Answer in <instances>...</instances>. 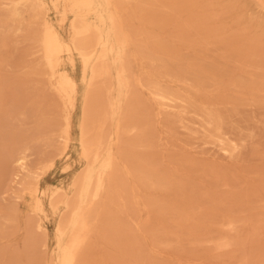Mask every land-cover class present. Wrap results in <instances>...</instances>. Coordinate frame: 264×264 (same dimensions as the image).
<instances>
[{"label":"rangeland","instance_id":"374dc122","mask_svg":"<svg viewBox=\"0 0 264 264\" xmlns=\"http://www.w3.org/2000/svg\"><path fill=\"white\" fill-rule=\"evenodd\" d=\"M119 3L132 77L145 72L144 79L156 83L169 73L183 77L188 85L202 86L205 93L197 95L179 81L169 80L172 92L189 94L196 106H215L224 112L228 123L222 131L238 149L233 154L223 151L205 133L202 116L194 107L186 115L185 128L180 123V105L166 108L154 100L147 87L137 86L140 109L146 117L150 115L142 139L146 144L152 139L154 148L136 146L135 133L121 145L130 163L136 156V172L121 176L128 184L127 192L126 187L122 190L127 206L120 208L121 218L119 215L115 222L118 229L107 218L109 210L116 209L111 205L113 197L97 205L104 214L88 264H131L134 236L138 237L137 248L144 250L135 260L141 264H264V4L259 0ZM50 20L56 22L53 12ZM32 31L15 34L8 29L0 33V88L8 100L7 113L0 119V148H10L13 140L19 141L17 146L29 143L36 147L39 153L30 156L33 167L41 165L46 154L55 156L57 165L43 187L68 185L71 175L82 166L78 129L74 128L75 140L64 150L58 138L50 140L56 133L40 134L41 121L22 115L14 106L22 95L25 75L44 66L41 54L27 38ZM118 73V66H113L108 95L122 104ZM35 135L44 140L32 141ZM104 145L114 151L119 142ZM71 149L73 169L67 172L64 168L69 164L61 157ZM147 166L158 182L156 187L145 182ZM115 189L120 194L121 184ZM15 192L14 188L0 197V264H29L26 255L35 242L37 255H44L45 247L37 243L45 236L51 250L54 248L56 217L46 220V230L34 229L30 224L35 216L29 209L31 196L18 199ZM221 242L230 246L219 248Z\"/></svg>","mask_w":264,"mask_h":264},{"label":"bare ground","instance_id":"6f19581e","mask_svg":"<svg viewBox=\"0 0 264 264\" xmlns=\"http://www.w3.org/2000/svg\"><path fill=\"white\" fill-rule=\"evenodd\" d=\"M259 1L264 4V0ZM119 2L0 0V33L11 29L18 34L24 30L30 32L32 29L27 38L32 40V48L38 50L40 59L44 62L42 69L37 70L34 67L25 75L22 95L18 96L14 106L20 109L22 115H30L41 121L44 127L39 129L40 134L56 133L57 136L50 140L58 138V141L64 143V150L75 140L76 127L81 154L79 158L82 161V166L71 175L68 185L47 184L43 187L47 176L57 165L55 156L46 154L41 165L33 167L30 164V156L39 153L36 147L33 148L29 143L17 146L19 141L13 140L9 143L10 148H0V197L14 188L18 191L15 192L18 199L29 194V209L35 215L30 224L34 229L46 230V220L56 217L53 250L44 234V239L37 243L45 247L44 255H37L38 246L35 242L26 255L29 264H88V256L90 257L96 248L94 241L100 235L104 214L97 205L110 196L113 197L111 205L116 206V209L111 212L109 210L107 218L119 229L120 225L115 222L119 221V215L121 218L120 208L126 204L122 190L126 187L127 192L128 186L121 176L126 172H136V156L130 163L125 159V153L123 154L120 147L125 145L124 140L129 138L130 133H135L136 146L149 150L154 148L152 139L148 144L142 139L146 132V120L148 119L149 125L150 115L146 117L140 109L137 86L147 87L154 100L166 108L180 105V123L185 128H188L186 115L194 107L196 114L202 116V119H199L202 120L205 133L218 142L223 151L233 154L238 149V145L233 140L228 141L222 131L228 123L224 112L215 106L212 107L214 109L196 106L189 94L174 93L169 89L171 81L175 80L174 82L179 81L182 85L190 87L195 94L202 95L205 93L202 86L195 83L188 85L183 77L169 73H165L164 79L156 83L152 78L144 79L145 72L132 77L129 61L131 52L128 51L127 36H124L126 33L122 14H119ZM52 12L56 16V22L50 20ZM3 44H6V41L3 40ZM35 53L36 51L32 52ZM113 66H118L119 69L117 83L124 94L122 104L108 95L111 93L109 87L113 85ZM7 101L0 88V119L7 113ZM78 109L81 111L79 116H76ZM151 133L152 130L150 135ZM43 140L36 135L32 139L39 143ZM114 140L119 142L114 151L104 145ZM72 152V149L68 150L64 157H61L69 164L64 171L71 172L73 169ZM147 171L149 178L145 181L146 184L156 187L158 182L154 180V175H150L151 169L148 166ZM119 184L120 194L115 189ZM113 193H116V196ZM133 196L131 195L132 203ZM16 212L17 208L13 213ZM120 236L121 240L122 235ZM132 239L135 249L132 250L131 264H141L135 260L144 250L137 248L138 237L134 236ZM229 246L227 242L218 245L219 248Z\"/></svg>","mask_w":264,"mask_h":264}]
</instances>
